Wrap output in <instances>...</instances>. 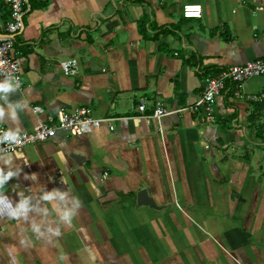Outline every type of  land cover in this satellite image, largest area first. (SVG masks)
Listing matches in <instances>:
<instances>
[{
	"label": "crops",
	"instance_id": "crops-1",
	"mask_svg": "<svg viewBox=\"0 0 264 264\" xmlns=\"http://www.w3.org/2000/svg\"><path fill=\"white\" fill-rule=\"evenodd\" d=\"M28 1L13 51L22 84L8 95L24 110L0 124L34 131L60 109L91 107L114 131L58 132L16 152L22 172L4 192L13 206L19 184L26 196L70 187L83 207L58 245L29 247L20 241L30 224L46 231L52 216L0 211V264H264V76L242 88L258 102L227 83L210 115L189 109L206 75L264 60V0ZM187 3L202 6L200 19L182 17ZM71 59L79 69L65 76L60 63ZM141 98L183 111L148 122L136 112Z\"/></svg>",
	"mask_w": 264,
	"mask_h": 264
},
{
	"label": "built area",
	"instance_id": "built-area-1",
	"mask_svg": "<svg viewBox=\"0 0 264 264\" xmlns=\"http://www.w3.org/2000/svg\"><path fill=\"white\" fill-rule=\"evenodd\" d=\"M31 7L28 0H0V80L6 76L16 77L19 87L22 84V70L19 61L15 58L13 51L15 39L24 29V17L30 12ZM4 11V19L1 14ZM182 17L185 19H200L202 17V6L198 3H187L183 6ZM60 69L65 76H73L79 69L76 60H66L60 63ZM264 76V60L256 59L242 65L230 66L217 75H206L203 80V91L199 100L190 110L202 109L210 115L217 99L226 90L227 83L233 84V95L235 98L246 99L252 102L261 100V96H249L242 92L244 83L252 78ZM34 114L41 113L42 109L33 107ZM183 110H169L162 103H155L148 108L147 101L139 100L136 112L146 121L159 122L162 118L182 112ZM106 126L108 131H114L113 118L97 117L91 107H79L74 111L60 109L53 117L34 131L21 132L22 143L18 144L16 152L26 147L36 146L53 139L58 132L74 138L99 131ZM0 124V131L6 130ZM7 147V146H4Z\"/></svg>",
	"mask_w": 264,
	"mask_h": 264
},
{
	"label": "clouds",
	"instance_id": "clouds-1",
	"mask_svg": "<svg viewBox=\"0 0 264 264\" xmlns=\"http://www.w3.org/2000/svg\"><path fill=\"white\" fill-rule=\"evenodd\" d=\"M19 84L16 77L9 75L3 80H0V121H4L6 118L15 122L18 120L19 113L23 112L24 105L22 102H11L8 100L9 93L18 90ZM22 143L21 132L17 129H6L0 131V211H6L9 219L20 221L29 219V212L34 211L43 216H52V220L49 222L46 231H42V225L44 221L39 223L32 222L30 224V233L35 236V240L32 239V235H28L20 241V244L25 247L32 246L36 241L41 238H46L49 242L59 243V238L62 237V228L64 226L71 227L75 218L80 213L83 207V203L80 197L73 193L69 187L67 190L54 189L46 191L41 187H37L39 190L34 192L32 196H26L24 190L20 189L19 184L14 185L13 189L16 190L19 197L18 202L13 206V202L8 196L4 195L6 191V185L13 178L20 176L22 169L19 166L12 167L13 157L16 155L17 145ZM7 146V147H4ZM24 179L36 180V174L32 176L25 175ZM64 182L68 184V178L64 176ZM93 189L96 188L95 184H92ZM36 200V204L32 203V200ZM43 202L44 206L40 204ZM55 224V227L51 225ZM59 259L63 261L64 254L61 252Z\"/></svg>",
	"mask_w": 264,
	"mask_h": 264
},
{
	"label": "trees",
	"instance_id": "trees-1",
	"mask_svg": "<svg viewBox=\"0 0 264 264\" xmlns=\"http://www.w3.org/2000/svg\"><path fill=\"white\" fill-rule=\"evenodd\" d=\"M142 29H143L142 27H139V30L142 31ZM253 106L255 107V110L256 109L257 110H262V108H263V105L259 104V103H253ZM248 121L249 122H254L255 121L254 115L249 116ZM258 129L261 130V131H256V136H257V138L261 139L264 142V125H259L257 127V130Z\"/></svg>",
	"mask_w": 264,
	"mask_h": 264
}]
</instances>
